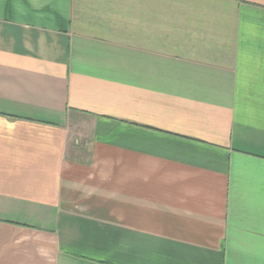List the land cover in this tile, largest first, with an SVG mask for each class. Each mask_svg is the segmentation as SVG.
I'll use <instances>...</instances> for the list:
<instances>
[{
	"label": "crops",
	"instance_id": "obj_1",
	"mask_svg": "<svg viewBox=\"0 0 264 264\" xmlns=\"http://www.w3.org/2000/svg\"><path fill=\"white\" fill-rule=\"evenodd\" d=\"M0 264H264V0H0Z\"/></svg>",
	"mask_w": 264,
	"mask_h": 264
}]
</instances>
